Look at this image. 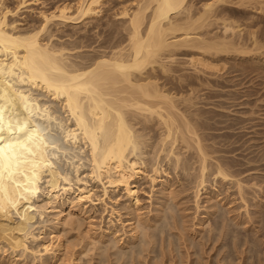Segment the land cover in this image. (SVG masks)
<instances>
[{
    "label": "bare ground",
    "instance_id": "1",
    "mask_svg": "<svg viewBox=\"0 0 264 264\" xmlns=\"http://www.w3.org/2000/svg\"><path fill=\"white\" fill-rule=\"evenodd\" d=\"M5 1L0 0V264H56L58 261L78 264L82 257L89 259L92 252L102 258L96 264H104L106 259H112L108 257H113L114 263L139 264L138 260L146 254L156 253L155 242L162 239L168 227L176 221L175 208L168 203L169 199L176 196L171 190L174 186L171 176L176 177L179 173L183 176L182 180H192L194 209L197 213L200 212L202 195H205L209 205L199 213L203 216L198 222H207L209 227L211 222L214 233L219 230V234H216L219 237L216 238L225 240L224 249L232 242L236 248L235 240L238 242L240 234H235V228L229 229L231 227L223 225L225 222L227 224L228 217H223V210L220 212L215 202H220L219 194L223 193L221 190L220 193L215 191L219 181L229 184L228 189H235L234 200L240 201L247 216L243 223L264 222L263 210L260 209L262 213L259 214L255 212V218L259 219L255 221L248 209L251 206L249 202L254 200L250 201L248 196L252 197L250 194L253 191H262L261 186L264 185L255 184L253 181L257 180L250 179L254 175L250 172L259 170L257 164L260 163L249 158L229 161L224 158L227 154L212 157L206 149L208 146L201 141L202 134V138L199 136V128H203L204 122L202 127L195 126L201 115L193 102L198 96H194L197 97L194 99L191 95L195 87L206 88L209 85L210 80L203 76H213L215 79L225 75L220 73L235 68L238 64L232 65V68L227 66L237 59L232 57L233 60H228L232 55L246 58L249 54L264 53V39L259 38L263 35L257 36L255 30L243 25L245 20H251L242 19L241 24L239 21L243 16L237 17L236 9H245L247 0H117L121 8L118 11L114 9L116 12L113 11L105 22L106 16L101 15V6H106L107 2L77 0L75 4L70 1L56 5L52 10L43 8L34 12L39 24L26 20L24 13H21L22 9L25 11L32 7V1L19 0L16 6H10ZM254 2L257 4L256 10L264 12V1ZM100 15L104 17L101 20L103 23L88 22ZM81 23L87 32L95 31L99 39L94 40L95 36L92 41L91 38L86 40L89 37L86 35L74 41L76 36L59 31L62 25ZM97 28L101 29L98 33L94 30ZM245 28L248 31H244ZM103 33L106 35L101 38ZM180 51L185 58L178 57L177 52ZM260 60L256 63L259 64ZM254 68L252 71L259 67ZM187 70L195 75H186L184 72ZM183 91L188 94L185 95ZM229 110L226 109L227 112ZM245 112H242V117L246 116ZM252 113L248 115L253 116ZM156 121L161 132L154 139L149 136V132L151 123ZM148 128L150 131L147 133ZM149 139H154V142ZM177 142L197 152V163L190 164V158L185 160V155L177 152ZM245 146V150H242L244 153L247 152ZM263 158H260V162ZM163 161H166L167 168L162 165ZM243 161H247L246 167ZM209 177L215 183V187L210 183L214 188L211 190L207 184ZM142 179L150 183V199L155 193V186L161 187L156 203L157 212L153 217H149L153 214L149 213L150 209L147 212L149 216L145 215L148 218L142 212L139 194ZM95 189H100L101 196L96 195ZM260 197L256 198L259 200ZM261 200L257 202L263 203ZM98 206L106 213L108 220L105 228L96 226L99 228L94 229L92 222ZM84 221L89 222L91 230L79 242L78 257H75V253L74 257L72 254L69 256L68 253L76 246L74 236L72 240L68 238L69 233L75 230L79 232ZM180 229L177 231L182 232ZM261 229L258 228L256 233L259 230L261 233L264 227ZM228 235L232 237V242L227 238ZM109 236L113 238L109 239ZM250 240L245 236L243 244ZM137 241L140 242L137 244ZM192 245L195 246V243ZM200 245L195 248H200ZM252 248L249 251H253ZM254 248L257 250V247ZM109 249H113L112 255L107 254ZM230 253L225 258L221 256V262L230 261Z\"/></svg>",
    "mask_w": 264,
    "mask_h": 264
},
{
    "label": "rangeland",
    "instance_id": "2",
    "mask_svg": "<svg viewBox=\"0 0 264 264\" xmlns=\"http://www.w3.org/2000/svg\"><path fill=\"white\" fill-rule=\"evenodd\" d=\"M8 1V2H7ZM28 1H32L33 2V0H28ZM70 1H71V3L73 4H75L76 2H77V0H36V1H34L33 3L32 2H30V6H31V4H32V7H30L29 9H27V10H25V11H23L24 9H22L21 11V13H24V18H26V20H29V21H33V22H31V23H35V24H39V18L37 17V15H36V13L38 12V11H40V9H42V10H46V9H48V10H52L53 8L55 9V7H57V6H60V5H62V3H64V4H66V2H69L70 3ZM105 2H107V5H106V3H104L106 6H104V5H102L101 7H103L102 8V10H103V12L101 13V15L102 16H106L108 19H106V17H105V19H104V17H102L101 15L100 16H98L97 18H98V20H100V22H98V20L97 21H95V20H91V21H88V22H92V24H93V21H94V24L95 23H103V22H101V20L102 19H104L103 21L105 22V21H107V20H109V18H110V16H111V14L113 13V11H115L116 9V11H118L120 8H121V6H120V2L119 1H115V0H112V2H111V0H110V2L108 3V1L109 0H104ZM103 1V2H104ZM116 3H115V2ZM204 1V0H203ZM244 1V0H243ZM246 1V0H245ZM244 1V2H245ZM248 1V0H247ZM246 1V3L248 4V6H247V4L246 5H244V7H245V9H241V7H239V8H237L236 10H237V12L238 13H240V15H238V13H237V17H242V18H240V21H239V23H241L242 24V19H247V20H251V21H246V23H245V21L243 22L244 24L243 25H245V27L247 26L248 28H250L251 30H255V32L258 34L257 36H259V35H263V37L262 36H259V38H262V39H264V15H262V13H264V12H261V11H259V10H256V6H257V4L255 5V0H249V1H251V2H253V3H250V2H247ZM257 1H260V2H262V1H264V0H256V2ZM6 3H8V5L10 4V6H16V4H17V2L19 3V0H6L5 1ZM111 3H113V4H111ZM263 3V2H262ZM252 4H254L253 6H252ZM264 4V3H263ZM57 5V6H56ZM111 5V6H110ZM122 5V4H121ZM200 5V4H199ZM198 5V6H199ZM259 5V4H258ZM118 6H119V8H118ZM260 6V5H259ZM110 7H112V8H110ZM44 8V9H43ZM243 8V7H242ZM246 8H248V9H246ZM32 9H33V11H32ZM109 9V10H108ZM115 9V10H114ZM240 9V10H239ZM110 10H112V11H110ZM242 10V11H241ZM254 10V11H253ZM28 11V12H27ZM115 11V12H116ZM245 13H244V12ZM256 11H257V16H256ZM259 11V12H258ZM30 12V13H29ZM34 12H36L35 13V15H33V13ZM247 12V13H246ZM249 12H251V13H249ZM25 13H26V16H25ZM108 13H109V15H108ZM242 15V16H241ZM244 15H246V16H244ZM23 16H21V17H23ZM33 16V17H32ZM262 18H261V17ZM21 17H20V19H21ZM37 19H36V18ZM248 17L249 18H252V17H254V18H252V19H248ZM24 18H22V19H24ZM100 18V19H99ZM238 19V18H237ZM253 19H256V20H253ZM262 19V20H261ZM260 21V22H259ZM249 22H251V23H253V24H251V25H253V26H251L250 24H249ZM247 24V25H246ZM72 25H75V26H72ZM77 26V27H76ZM257 26H261V27H257ZM77 28V29H76ZM80 28L81 29H83V31L81 30V31H78V30H80ZM102 28V27H101ZM104 28V27H103ZM256 28V29H255ZM260 28V29H259ZM75 29V30H74ZM246 29V30H245ZM244 29V31H248V29L247 28H245ZM249 29V31H251ZM94 30H96L97 31V33L98 32H100V28L98 29H94ZM59 31H61L62 32V34L64 33V34H66V33H68L69 35H70V33H71V35L73 34L74 36H76V37H78V38H76V37H74L75 39H74V41H78V39H80V38H82V37H85L86 35L87 36H89V37H87V39L86 38H84V40L86 39V40H89L90 38H91V41L93 40V38H95V31L92 33V32H87V29L85 30L84 28H83V24L81 23V24H67V25H62V26H60V28H59ZM258 31H259V33H258ZM61 32H59L60 34H61ZM75 34H74V33ZM79 32H81V34H80V36L78 35L79 34ZM84 33V34H83ZM91 36H90V35ZM78 35V36H77ZM106 35V33H103V35L101 34V38H103L104 36ZM100 38V39H101ZM77 39V40H76ZM99 38H98V36H96V39H94V40H98ZM264 42V41H263ZM264 45V44H263ZM263 52H264V47H263ZM181 53V54H180ZM182 51H180V52H177V54H179V56L178 57H180V58H185L184 57V55H182ZM264 53H261V55H263ZM181 55H182V57H181ZM251 57H250V56ZM248 56H246V58H244L242 55H232L231 57H229V59L228 60H233L232 59V57H235L234 59H236V61L235 60H233V61H231V64L229 63V65H227V66H231V67H229V68H232L233 66H234V64H238V65H236V67L233 69H228V70H230V72H228V70H226V71H224V72H222V73H220L221 75H223V73L225 74V75H223V76H221V77H215V79H214V77L212 78H209V76H203V77H206V78H208L210 81H211V83H210V81H209V85H207L206 86V88H202V86L199 88V86H197V87H195L194 88V90L192 91V94L191 95H193L192 97L194 98V96H198V98L197 97H195V98H197V100H196V102H195V98L193 99L194 101V103L196 104V108H199L197 111H198V113L199 114H203L202 116L200 115L198 118V120L199 121H197V123H198V125L197 124H195V126H200V127H202L201 126V124H203V122H204V124H203V128H199V131H200V134H199V136H200V138H202L203 137V139H201V141H202V143H204L205 144V146H208V147H206V149H207V151L209 152V154L211 153V155H212V157H218V156H224L225 154H227V155H225L224 156V158L225 159H227V160H229V161H233V162H237V161H242V158H243V160H244V158H249V159H256V160H258V162L257 163H260V164H257V163H255L254 165H258V168H259V170H254V171H252V172H250L251 173V175H253L252 173H254V175L253 176H250L251 178L250 179H256L257 181L255 182V181H253L255 184H259V185H261L262 183H264V171H263V167L262 166H264V115H262V114H264V99H262V98H264V73H262L263 74V76H262V74H261V71L262 72H264V62H262L263 60H264V56L263 57H261V55H257V54H255V55H252V54H249ZM256 55H257V58H256ZM239 56V57H238ZM252 56H254V57H252ZM251 58V61H252V64L254 65V64H257L258 63V60H260V59H262V60H260L259 62V64L260 65H262L261 67L259 66V64H257V65H255V66H252V64H250L251 63V61H250V59L249 58ZM248 58V59H247ZM254 58V59H253ZM256 58V59H255ZM259 58V59H258ZM258 59V60H257ZM242 60V61H241ZM254 60H255V62H254ZM257 60V61H256ZM248 61V62H247ZM250 61V62H249ZM228 62H230V61H228ZM236 62V63H235ZM243 62V63H242ZM257 62V63H256ZM240 63V64H239ZM248 65H247V64ZM233 65V66H232ZM247 65V66H246ZM250 67V68H249ZM257 68V67H259V68H257L256 70H255V68ZM263 67V68H262ZM252 68H254V70L255 71H252L253 69ZM251 69V70H250ZM260 69V70H259ZM262 69V70H261ZM238 70H241V71H238ZM243 70V71H242ZM246 71H248V72H246ZM252 71V72H251ZM259 71V72H258ZM226 72V73H225ZM228 72V73H227ZM238 72V73H237ZM253 72H254V74H253ZM182 73V72H181ZM185 74L187 73H189L188 75H195V74H192V72L190 71V70H187V72L185 71L184 72ZM183 73V74H184ZM242 73V74H241ZM186 74V75H187ZM235 76H237V77H235ZM245 76H247V77H245ZM202 77V78H203ZM222 77H224V78H222ZM205 78V79H206ZM218 78H220V79H218ZM226 80V81H225ZM214 81H216V82H214ZM222 81V82H221ZM215 83H216V85H215ZM259 83V84H258ZM219 84V85H218ZM210 85H211V87H210ZM212 85H214V86H212ZM224 85V86H223ZM260 85V86H259ZM204 87V86H203ZM214 87V88H213ZM216 87H218V88H216ZM211 88V89H210ZM197 89H199V90H197ZM202 89V90H201ZM261 89V90H260ZM194 91H196V92H194ZM260 91V92H259ZM184 92V94L185 95H187L188 93L187 92H185V91H183ZM250 92V93H249ZM187 93V94H186ZM193 93H195V94H193ZM248 93V95H246ZM257 93H260V95L258 96V94ZM254 94H256V95H254ZM249 95H251V96H249ZM218 96V97H217ZM256 96H257V98H256ZM230 98V99H228V98ZM262 100L261 102L262 103H260V99ZM234 99V100H233ZM257 99V100H256ZM257 101V102H256ZM259 102V103H258ZM198 103V104H197ZM254 104H255V106H254ZM222 106V107H221ZM250 106H254V108L253 107H250ZM258 106V107H257ZM250 107V108H249ZM256 107V108H255ZM260 107V108H259ZM196 108H194L195 110H196ZM222 108H224V109H222ZM252 108H253V110H252ZM226 109H227V111L229 110V112H227L226 111ZM255 109V110H254ZM203 110V111H202ZM249 110V111H248ZM201 111V112H200ZM235 111V112H234ZM244 111H247V112H245L244 114L246 115V116H244V117H246V118H244V117H242L243 115V113L242 112H244ZM251 111H253V113L252 114H254L253 116H250V115H248L249 113L251 114ZM259 111H260V113H259ZM237 112V113H236ZM254 112H256V113H254ZM241 113V114H240ZM257 113L259 114V115H257ZM221 114V115H220ZM226 114V115H225ZM222 116V117H220V116ZM256 115V116H255ZM209 116V117H208ZM249 116V117H248ZM260 116V117H259ZM262 116V117H261ZM248 117V118H247ZM253 117H254V119H253ZM204 119V120H201V119ZM212 118H214V119H216V120H218V121H216V120H214V119H212ZM222 118V119H221ZM255 118H257V119H255ZM205 119H207V120H205ZM240 119H244V120H240ZM246 119H248V120H246ZM260 119V120H259ZM209 120H211V121H209ZM215 121V123H213L214 121ZM233 120V121H232ZM208 121V122H207ZM240 121H242V122H240ZM249 121V122H248ZM221 122V123H220ZM228 122V123H227ZM208 123V124H207ZM212 123V124H211ZM224 123H226V124H224ZM240 123V124H239ZM246 123V124H245ZM210 124V125H209ZM233 124H239V125H233ZM246 125V127H244L245 125ZM262 124V125H261ZM206 125H208V126H206ZM231 125H233V127L231 126ZM244 127V128H242V127ZM251 128H250V127ZM148 127H150V125L148 126ZM160 126L158 125V123H157V121L156 122H154L153 124L151 123V132H149L150 133V137L152 136V137H154V139L156 138V136L157 135H159V133L161 132V127L159 128ZM216 127V128H215ZM220 127V128H219ZM235 127V128H234ZM198 127H195V129H197ZM209 128V129H208ZM255 128V129H254ZM203 129H205V130H203ZM244 129V130H243ZM147 131V133H148V131H150V129L148 128V129H146ZM198 130V129H197ZM253 130H255V132L253 131ZM199 131H197V132H199ZM240 131V132H239ZM203 132V133H202ZM250 132V133H249ZM234 133V134H233ZM246 133H249V134H246ZM201 134H202V137H201ZM224 134V135H223ZM220 135V136H219ZM262 135V136H261ZM209 136H211V137H209ZM221 136H223L224 138L222 139V137ZM260 136V137H259ZM218 137V138H217ZM228 137V138H227ZM255 137V138H254ZM154 139L152 140V139H149L148 141H153L154 142ZM240 139H243V140H241V141H239ZM252 139V140H251ZM254 139V140H253ZM211 140V141H210ZM245 140V141H244ZM250 140V142H247V141H249ZM204 141V142H203ZM219 141H223L222 143H220ZM235 141H238L237 143L235 142ZM152 142V143H153ZM206 142V143H205ZM232 142V143H231ZM149 143H151V142H149ZM209 143V144H208ZM226 143V144H225ZM238 143H240V144H238ZM253 143V144H252ZM211 144V145H210ZM242 144H246V148H247V152H248V154H250V152L252 153L251 155H249L248 156V154H246V153H244L242 150H245V149H243V147H244V145H242ZM185 146V144H182V142H177L176 143V146H177V148H176V150H177V152H180V153H183L185 156L183 157L185 160H188V158H190L189 159V163L190 164H192V165H194V162L195 163H197V161H198V159H196L198 156H196V154H197V152H195L194 150H190V149H187L186 147H184ZM213 145H215V146H213ZM219 145H222V146H219ZM225 145V146H224ZM252 145V146H251ZM233 146V147H232ZM235 146H237V148H240V149H237ZM239 146V147H238ZM240 146H242V147H240ZM247 146H251V147H247ZM187 150H186V149ZM210 148H214V149H212L211 151H214V152H211L209 149ZM218 148H220L219 150H218ZM235 148V149H234ZM249 148V149H248ZM192 149H194V148H192ZM233 149V150H232ZM189 150V151H188ZM218 150V151H217ZM251 150V151H250ZM260 150H261V152H260ZM147 151H151V150H149V149H147ZM234 151H236V152H234ZM229 152V153H228ZM196 153V154H195ZM222 153V154H221ZM237 154V156H235L236 154ZM182 154V155H183ZM214 154H217L216 156L214 155ZM229 154V155H228ZM232 154H234V155H232ZM255 154V155H254ZM260 156H259V155ZM247 156V157H240V156ZM262 155V156H261ZM233 156V157H232ZM252 156V157H251ZM188 157V158H187ZM235 157V158H234ZM238 157V158H237ZM254 157H257V158H254ZM192 158V159H191ZM228 158H230V159H228ZM260 158H263V160H261V162H260ZM195 159L197 160V161H195ZM239 159H241V160H239ZM246 159V160H247ZM237 160V161H236ZM190 161H192V162H190ZM211 161H213V160H211ZM246 162L247 161H243V163H244V165L243 166H247V164H246ZM263 162V163H262ZM166 164V165H165ZM162 165L164 166V168H167L166 166H167V163H166V161H163L162 162ZM192 165H191V167H192ZM259 165H261V166H259ZM195 166H198V164L196 165L195 164ZM195 166H193L194 168H197V167H195ZM242 166V167H243ZM245 166V167H246ZM257 167V166H256ZM244 168V167H243ZM259 172V173H258ZM257 175H256V174ZM172 178V181H171V183H173L172 185H174V186H172V188H171V190H173V194H174V196H175V198H172V199H169L170 201V203H168V205H170V206H173L174 208H175V211H176V218L174 217V219H176V221L174 220V222L171 224V226H169L168 227V229H167V234L165 233V234H163V237H162V239H159V240H157V242H155V244L156 245H154L155 247L154 248H156V249H154V250H156V253L155 254H152V253H154V252H151V254H149V256L146 254V256H143L142 258H141V260H138V262L137 263H139V264H152V263H154V264H199L198 262H200V264H219L218 262H221V260L223 259V258H225V257H227L228 256V254H229V252L231 251L232 252V257H230L229 259H230V261H223V262H221L220 264H226V263H229V262H231V264H258L259 262V264H264V229H263V231L261 232V233H263V234H261L259 231L260 230H262L261 228H262V226L264 227V222H261V223H259V222H255V224H252V223H248L247 224V222L246 223H243L246 219L245 218H247V216H245V211H244V209H243V207H241V203H240V201H238V200H234L235 199V194H234V192H235V189L234 188H231V189H228V188H230V185L229 184H224V183H220V181L217 183L218 185H219V187H218V185H216V187H215V183H213L212 182V179H211V177H209L207 180L209 181H207V184H208V188H209V190H211V188L212 189H214L213 187H215V191L216 190H218L219 191V193L222 191L223 193H220L219 194V199H220V202H218V201H215L216 202V205H217V207L218 208H220L219 210H220V212L221 213H224V215L225 216H223V217H228V218H226V221H227V224H226V222L225 223H223V225L224 226H229V227H231V228H229V229H234V230H236V235H238V234H240L239 236H238V238L239 239H237L238 240V242L235 240V242H236V248L234 247V244H233V240H231V236H229V237H227V238H229V241L230 242H232V244H233V246H232V244L230 243V245H229V247H227L226 249H224L225 248V246H224V243H225V240L224 239H222V237L221 238H216V237H219V235H216V234H219V230H217L216 232L217 233H214V230H213V228H211V227H214V226H211L212 224H211V222H210V227L209 226H207V225H209L207 222H203L202 224L201 223H199L198 221H199V219L203 216L202 214H199L200 212L202 213L205 209H204V207L205 206H207V205H209V203H206V201H207V199L205 198V195H202V199H201V207H200V209L198 210V211H200L199 213H197L196 212V210L194 209L195 207H194V200H193V198H194V193H193V189L191 188V185H192V180H191V178H187V179H190V180H182L181 179V177L183 178V176L179 173V175L178 176H171ZM174 178H176V179H174ZM257 178H259V179H257ZM184 179H186L185 177H184ZM249 179V178H248ZM174 180V181H173ZM180 180H182V181H180ZM179 181V182H178ZM263 181V182H262ZM210 183H213L214 185H213V187H211V184ZM220 183V184H219ZM140 185H139V188H140V192H139V194H140V198H141V202H142V212H144V216L145 215H148L149 216V214L147 213V212H149L150 210V212L149 213H153V214H150L151 216H149V217H153V215L155 214V212H157V208L156 207H158V200H157V198L160 196V193L158 192L159 191V189L161 188L160 187V185H156L155 186V189H154V195H153V198L152 199H150L149 198V191H150V183L146 180V179H142V180H140V183H139ZM223 185H224V187H223ZM193 186V185H192ZM259 188V187H258ZM258 188H256V189H258ZM261 188H262V191H260L259 189V191H257L256 190V192H257V194H256V196L254 195L256 192L255 191H253V193L252 194H250V195H253L252 197L251 196H248L249 197V200L251 201L252 199H254L253 201H251V202H249V204L251 205L248 209H249V213L251 212V213H253V214H250L251 216H253V219L255 220V221H258L256 218V215H255V212H260V213H262L261 212V210H263L264 211V190H263V188H264V185H262L261 186ZM96 191V195H98V196H101V192H100V189H95ZM221 190V191H220ZM251 191V192H252ZM229 192V193H228ZM259 192V193H258ZM261 192H263V193H261ZM261 193V194H260ZM232 194V195H231ZM228 195H231V196H228ZM259 196H262V197H260V199L258 200V198H259ZM256 197H258V198H256ZM263 198V199H262ZM262 199V200H261ZM222 200V201H221ZM262 201L263 203H259V202H257V201ZM153 201V202H152ZM231 201V202H230ZM223 202V203H222ZM152 203H153V205H152ZM157 203V204H156ZM230 203V204H229ZM255 203H256V207L254 206L255 205ZM257 203H259L260 204V206H259V204H257ZM150 204L152 205V206H150ZM220 204V205H219ZM263 206H262V205ZM241 208H240V207ZM169 207V206H168ZM259 208V209H258ZM150 209V210H149ZM258 209V210H257ZM261 209V210H260ZM196 213H195V212ZM229 211V212H228ZM231 211V212H230ZM227 214H226V213ZM241 212V213H240ZM145 213H147V214H145ZM218 214V213H217ZM259 214V213H258ZM196 215H198V216H196ZM219 215V214H218ZM243 215V216H242ZM101 216H104V218H101ZM195 216V217H194ZM240 216V217H239ZM146 218H148L147 216H145ZM199 217V218H198ZM233 217V218H232ZM235 217V218H234ZM238 217V218H237ZM256 217V218H255ZM123 218H126L125 216H123ZM232 218V219H231ZM152 219V218H151ZM195 219H198V220H195ZM211 219L213 220L214 219V217H211ZM242 219V220H241ZM101 220H102V222H101ZM107 220H108V216L106 215V213H103L102 212V208L100 207V206H98V208H97V210L95 211V214H94V218H93V225H94V229H98L99 227H96V226H100V227H102L103 226V228H105L106 227V224H107ZM229 220V221H228ZM244 220V221H243ZM177 221H179V223L177 222ZM238 221V222H237ZM243 221V222H242ZM160 222H162V221H160ZM233 222H234V224H233ZM151 223H153V222H151ZM219 223H221V222H219ZM221 223V224H222ZM254 223V222H253ZM174 224V225H173ZM175 224H177V225H175ZM226 224V225H225ZM245 224V225H244ZM152 225H154V223L152 224ZM159 225V224H158ZM206 225V226H205ZM236 225V226H235ZM172 226H174V227H172ZM177 226V227H176ZM232 226H233V228H232ZM253 226V228H251ZM96 227V228H95ZM172 228V230H170L171 228ZM181 229H180V228ZM202 227V228H201ZM205 227V228H204ZM239 227V228H238ZM90 227H89V222H87V221H84V222H82V226H81V230L79 231V232H77L76 230L75 231H73V233H69V236H68V238H71V240L73 239V236H74V243H75V247H74V249H72L68 254H69V256H71V254H72V256L74 257V255H73V253H75V257L79 254V250H80V245H79V242H80V240L81 239H83L84 237H85V234L87 233V232H90L89 230H91V229H89ZM154 228H155V226H154ZM177 228H179L182 232H178L177 230H179V229H177ZM238 228V229H237ZM250 228V229H249ZM258 228H260V230L258 231V233H256L257 232V230H258ZM118 229H120V225H118ZM176 229V230H175ZM191 229V230H190ZM195 230V232L193 231V230ZM213 230V232H211L210 230ZM253 229H254V231H253ZM152 230V232L154 231V229H151ZM200 230V231H199ZM204 231V232H203ZM208 231V232H207ZM227 231H230V230H227ZM72 232V231H71ZM149 232H151V231H149ZM157 232V231H156ZM168 232H169V234H168ZM171 232V233H170ZM212 233L213 235H209V233ZM121 233V232H120ZM178 233V234H177ZM180 233V234H179ZM202 233H205V234H202ZM210 233V234H211ZM229 233V232H228ZM243 233H245L244 235H243ZM254 233H256L257 235H260V236H257V235H255ZM260 233V234H259ZM173 234H175L174 236L175 237H173ZM177 234V235H176ZM200 234L201 235H203L204 236V238L202 237V236H200ZM206 234L208 235V236H211V237H209V240H211L212 239V237L214 236L215 238H213L211 241H209L208 240V236H206ZM251 234V235H250ZM254 235V236H253ZM263 235V237H261ZM166 236V237H165ZM168 236H171L170 238L168 237ZM245 236H248L251 240L249 241V242H246V243H244V244H246L245 246H244V244H243V239L245 238ZM256 236V237H255ZM110 238L109 239H112L113 237H111V236H109ZM183 239H182V238ZM231 237V238H230ZM161 238V237H160ZM168 238V239H167ZM186 238V239H185ZM200 238V239H199ZM204 240H203V239ZM206 238V239H205ZM211 238V239H210ZM169 239H171V241H169ZM190 239V240H189ZM201 239H202V241H201ZM215 239V240H214ZM220 241H219V240ZM236 239V238H235ZM259 239H261V240H259ZM140 240V239H139ZM160 240H163L164 242H162V241H160ZM180 240H182V241H180ZM183 240H187V241H183ZM192 240V241H191ZM206 240V241H205ZM216 241L215 243H214V241ZM224 240V241H223ZM241 240V241H240ZM253 240V241H252ZM255 240H257V242L255 241ZM158 241L160 242V243H158ZM169 241V242H168ZM177 241V242H176ZM197 241V242H196ZM208 241V242H207ZM260 241V242H259ZM140 242V241H139ZM138 241H137V244L139 243ZM171 242H173V243H171ZM186 242V243H185ZM195 243V246H198V244L201 246V247H204V248H195V246H193L192 245V243ZM201 242V243H200ZM213 242V243H212ZM220 242V243H219ZM256 242V243H255ZM164 243V244H163ZM170 245V246H168V244ZM179 243H180V245H179ZM185 243V244H184ZM198 243V244H197ZM203 243V244H202ZM206 243V244H205ZM242 243V244H241ZM252 243H254V244H252ZM166 244V245H165ZM182 244V245H181ZM188 244V245H187ZM190 244V245H189ZM214 244H216V245H214ZM239 244V245H238ZM250 244H252V245H250ZM162 245V248H163V251H162V248H160V246ZM192 245V246H191ZM203 245V246H202ZM207 245V246H206ZM220 245H221V247H220ZM172 246V247H171ZM173 246H175V247H173ZM184 246V247H183ZM222 246H224V247H222ZM242 246V247H241ZM253 248H252V247ZM166 247V249H164ZM170 247V248H169ZM177 247H179V248H177ZM187 247V248H186ZM191 247H193V248H191ZM213 247H214V249H213ZM249 247V248H248ZM254 247H257V250H259V251H257L256 250V248H254ZM161 249L160 251H162V252H160L159 251V253H157L158 252V250L159 249ZM169 248V249H168ZM175 249L174 251L172 250V249ZM190 248V249H189ZM230 248H232V249H230ZM239 248V249H238ZM247 248L250 250L251 248L252 249H254L253 251H249V250H247ZM103 249V248H102ZM158 249V250H157ZM109 250H110V252H109ZM108 250V253L107 254H111L112 255V253H113V249L111 250V249H109ZM165 250V251H164ZM194 250L196 251V252H198L199 254H196V252H194ZM202 251V252H200V251ZM223 250H224V252H223ZM77 251H78V254H77ZM171 251V252H170ZM228 251V252H227ZM245 251V252H244ZM163 252H164V254H163ZM220 252V253H219ZM226 252V253H225ZM249 252V253H248ZM255 253V255H254V253ZM258 252H260V253H258ZM162 253V254H161ZM180 253V254H179ZM193 253V254H192ZM251 253H253V254H251ZM77 254V255H76ZM144 254V255H145ZM191 254V255H190ZM194 254H196V255H194ZM225 254V255H224ZM94 255V252H92V254L90 253V258L88 259V257H82V259L79 261L78 260V262L76 261L75 263H78V264H88V260H91L90 262H89V264H96L95 262H100L101 260H102V258H100V257H98V256H93ZM156 255H158L157 257H156ZM153 256V257H152ZM223 258H222V257ZM78 257V256H77ZM93 257V259H91ZM95 257H97V258H95ZM149 257V258H148ZM220 257V258H219ZM251 257V258H250ZM109 259H111L110 261L108 260V259H106V257L104 258V259H106V260H108V261H106L105 260V262H104V264H108L109 262H113L114 261V258L113 257H108ZM150 258H152V259H154V258H156L155 259V261L154 260H152V259H150ZM88 259V260H87ZM101 259V260H100ZM199 259V260H198ZM228 259V260H229ZM95 260H98V261H95ZM113 260V261H112ZM151 260H152V262H151ZM218 260V261H217ZM225 260V259H224ZM258 260H259V262H258ZM140 261V262H139ZM154 261V262H153ZM143 262V263H142ZM226 262V263H225ZM263 262V263H262ZM120 264V262H113V263H109V264ZM122 263V262H121ZM56 264H67V262H62V261H58ZM130 264H131V262H130Z\"/></svg>",
    "mask_w": 264,
    "mask_h": 264
}]
</instances>
